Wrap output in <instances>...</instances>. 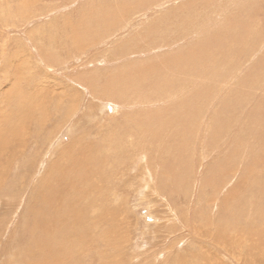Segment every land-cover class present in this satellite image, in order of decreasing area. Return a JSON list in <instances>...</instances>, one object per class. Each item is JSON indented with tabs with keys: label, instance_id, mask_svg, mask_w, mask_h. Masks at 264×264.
Listing matches in <instances>:
<instances>
[{
	"label": "rangeland",
	"instance_id": "obj_1",
	"mask_svg": "<svg viewBox=\"0 0 264 264\" xmlns=\"http://www.w3.org/2000/svg\"><path fill=\"white\" fill-rule=\"evenodd\" d=\"M152 1L0 0V119L11 114L20 96L43 98L40 90L46 98L39 103L61 99L63 114L59 120V109H43L49 114L46 125L31 130L3 176L0 264H22V249L30 246L24 216L34 187L54 154L78 137L92 143L102 138L115 159L126 160L125 153L137 157L130 164L118 160L108 187L128 220L115 252L118 264H172L170 251L177 254L176 263L182 253L202 252L213 264H243L234 257L236 244L230 242L231 258L227 248L220 250L207 234H198L200 225L232 237H245L250 225L257 226L254 241L244 240L256 247V263L264 264V0ZM58 125L62 129L53 135ZM124 125L134 131L127 146L120 135ZM16 129L21 137L22 128ZM133 142L143 151L139 155ZM141 195H150L159 209L143 204ZM193 211L202 213L195 223ZM177 218L198 228L190 234L189 226L182 234L155 232V226L178 227ZM153 248L161 252L154 255ZM190 253L185 264H200ZM87 260L83 264H97Z\"/></svg>",
	"mask_w": 264,
	"mask_h": 264
},
{
	"label": "bare ground",
	"instance_id": "obj_2",
	"mask_svg": "<svg viewBox=\"0 0 264 264\" xmlns=\"http://www.w3.org/2000/svg\"><path fill=\"white\" fill-rule=\"evenodd\" d=\"M189 8H190V6H189ZM175 10H177V9H175ZM187 11H186V13H187ZM200 11H201V9H200ZM106 14L108 15L109 13H106ZM106 18L109 19L110 18V15L108 17H106ZM185 18H186V16H185ZM103 20H106V19H103ZM193 24H191V25H193ZM109 25H110V22L108 21L106 26H109ZM242 30H243V28H242ZM246 30H248V29H246ZM222 31H224V30H222ZM249 36H252V35H249ZM247 37H242V38L243 39L245 38V40H247L246 39ZM260 37H262V36H260ZM138 39H139V37H138ZM249 39L252 41L253 38L251 39L249 37ZM247 43H249V46H251L250 45L251 44L250 42L247 41ZM248 47H245V48L248 49ZM242 48H243V46H242ZM249 48H251V47H249ZM254 49H253V51L256 50V49L255 50ZM249 50L250 49H248V51ZM244 51L247 52L246 50H243V52ZM251 51L248 52V54H249L250 57L254 53V52H251ZM250 53H251V55H250ZM236 56H238V55H236ZM243 58H245V57H243ZM243 60L245 61V59H243ZM236 61H237V59H236ZM259 61H261V58L259 59ZM241 62L239 60V63H241ZM262 63L264 64V61H262ZM259 64H261V63H259ZM253 67H255V65ZM217 79H219V77ZM258 82L261 83L260 80H258ZM42 93H43V95H42ZM44 93H45V91L40 90L39 96H38V97L44 96L43 98H37V94H35V93H32L31 96H29V99H26L27 97L26 98L25 97L23 98L21 96L20 97L18 96L19 98L16 101V104L17 103L18 104L17 105L15 104L16 107L14 108V110L11 111V114H9V116L6 115L7 117H5L3 119H0V123L3 121L1 123V125H0V188H1V185H2V183L4 181L3 180V176L7 173L8 167L12 165V162L14 161V159L18 155V151L19 150L16 149V148L19 147V145H21V142L24 144L25 138H26V136L28 134L31 133V130H34L35 132H39L46 125V122H47L46 120H48L49 114L47 112V117H48L47 118L46 117V113H45V111L43 109L44 108H48V106H50L51 109L54 107L55 110L56 109H59L60 110L59 111L58 119L60 120L63 117V114H61V103H60V100L61 99L59 100L57 98L55 100H52V98H51V99H46V101H44L42 103H39L43 99L46 98V96H45ZM176 94H177V92H176ZM182 98H184V97H182ZM24 99H25L26 105L24 104ZM212 99H213V97H212ZM214 101H216V100H214ZM239 103L240 102H238V104ZM187 105H189V104H187ZM240 106H242V105H240ZM183 107H184V105H183ZM252 107H255V106H252ZM261 107H260V109H261ZM198 108L200 109V107H198ZM36 111H37V115L35 116ZM226 111H227V109H226ZM235 112H236V110H235ZM213 113H215V112H213ZM228 115H230V114H228ZM208 117H209V115H208ZM35 118H36V122H33V121H35ZM223 120H224V118H223ZM260 120H262V119H260ZM260 120H259V123H260ZM94 122H95V120H94ZM223 122H225V121H223ZM17 127H21L22 128V130H21V137H18V135H17V129H16ZM33 127H35V128H33ZM123 127H125L124 128L125 129V133L124 134H120L119 133V134L121 135V137H123V140L125 142V145L127 146L128 143H131V137H133V135H134L133 132L134 131H132L131 129H129L127 127V125H124ZM168 128H169V126H168ZM60 129H62V127L58 125L57 126V129H56V132L53 135H56V133H58L60 131ZM57 130H58V132H57ZM245 130L247 131V129H245ZM163 132H164V130H163ZM155 133L157 134L156 131H155ZM235 133L237 134V132H235ZM143 135H145L146 138H151L150 137L151 134H148V133L143 132ZM254 136H256V135H254ZM260 137L262 138V136H260ZM44 140L45 141L47 140V142L49 143V139L48 138L44 137ZM92 141H90V140H84V138L82 139V138H79L78 137L77 139H75L74 141L71 142V145H69L67 147L65 146V147L61 148L59 151H57V153L54 154L55 157L53 156L54 158L50 160V162L47 164L48 165L47 168L44 169L43 177L37 183V185L34 187V192H33V195L31 197L29 206L27 204V206H28L27 208H28V213L29 214H25L26 218L24 216L25 229H28V231H29V242L27 244H30V246L26 250L25 249H22V254L24 256V259H23V257L20 255V258H22V264H83L84 262H86L87 259H91V258H93L94 260H96L97 261V264H118V262H117V254L115 252H118V249L121 248V244L118 241L121 239V237H123L124 232H125L126 228L128 227V220H127V217L125 216L124 209L122 208V205L119 204L120 199L118 198V195L116 197V193H115L114 189L113 190H110L111 192H109V189L110 188L108 189V187H109L110 181L112 179L111 173L113 174V171L115 169V166L117 165L116 163L118 162V160H120L119 161L120 163L122 162V163H128V164H130L131 161L134 160L137 157H135L136 155H134L135 158H132V157L130 158V157H128L127 153H125V154H123V157L126 160H123V159H115L114 156L111 157V154H110L111 152L108 150L109 149V148H107L108 146L106 147V145H108V144L104 140H102V138H98L97 137L96 140H94V143H92ZM147 142L149 143V140ZM153 143H154V141H150V144H153ZM56 144H58V143H56ZM132 144H133V145H131L132 147H136L134 145L136 143L133 142ZM138 145L145 147V144H142V141H139L138 142ZM56 146H58V145H56ZM20 149H21V147H20ZM244 149L246 150L247 148H243L242 150H244ZM142 150H144V149H142ZM156 150L159 151V148L156 149ZM254 151H255V149H254ZM254 151H253V153H254ZM139 152L142 153L143 151L142 152L141 151H138L137 150V147H136V150L134 151V153H136L137 155H139ZM156 152L157 151H155V154H156ZM250 152H252V148H251V151ZM148 153H147V155H148ZM166 153H169V152H166ZM221 155H223V154H221ZM36 156H38V155H36ZM3 157H4V159H2ZM252 159H253V157H252ZM31 160H32V162L34 160L37 161L38 158H35L34 159V157H32ZM174 160H175V158H174ZM262 161H264V160H262ZM43 164H45V161L43 162ZM164 164L167 165V163H164V162L162 163V165H163V171L165 170ZM138 165L136 164V166H138ZM130 166H133V165L131 164ZM230 170H231V168H230ZM225 173L227 175L229 174L227 172H225ZM233 174L235 175V173H233ZM142 175H144V174H142ZM142 177H144V176H142ZM227 179H228V177H227ZM148 180H149V178H148ZM241 180H243V179H241ZM245 180L243 182H246ZM217 181H219V179ZM255 181H257V180H255ZM144 182H145V180H144ZM247 182H249V181H247ZM260 182L261 181L256 182L257 183V187H258V184ZM256 183H254V184H256ZM163 184L165 186L167 184V182L166 183H163ZM141 185H142V183H141ZM261 185L263 186L264 184L261 183ZM137 186H138V184H137ZM151 188H150V190H151ZM234 189H235V187H234ZM254 189L257 190L258 188H256V186H255ZM236 190L237 189H235V191ZM227 191H229V190H227ZM258 191H259V189H258ZM172 192H174V189H173ZM230 192H232V191H229V193ZM216 193H218V192H216ZM7 194H9V193H7ZM259 194H261V191H260ZM255 196H256V194H255ZM232 200L234 201V199H232ZM140 201L143 204L146 201V204L148 206L153 205V206H155V208H157V210L159 209L158 208L159 205H154L152 203V198H151L150 195H146V196L141 195L140 196ZM172 211L173 210L171 209V212ZM158 213H160V212H158ZM191 214H193L191 222L192 223H195L197 217L198 216L200 217L202 213H201V211H199V212L193 211ZM253 214H254V211H253ZM246 216H248V214ZM226 219H223L222 221H224ZM197 220L199 221V218ZM175 221L177 222L178 227L175 226V225H170V228L167 229V228H165V226L158 228V227H156L154 225L155 228H156L155 232L159 231L160 229H164V230L168 231L169 233H175L176 234L179 231L182 234L183 233L182 230L184 229V231L186 230V232H187L188 231L187 230V226H189V230L190 231H188V232L190 234V232L196 231V229L198 228L194 224L191 225L190 221H185L183 218H177V220H175ZM126 223H127V225H126ZM224 224H226V221H225ZM230 224H232V223H230ZM216 226H219V228L221 229V224L220 225H216ZM249 227H250V229H248L247 233L245 234V237L248 238V239H250L251 241L252 240L254 241L255 236L257 234V233H255L256 231L254 232V228H256L257 226L255 227L254 225H250ZM200 228L202 230H199L198 229V232H199L198 234L200 235V231H202L204 234H207L210 237V239L213 241V243L220 250H222V249L225 250V248H227V250L225 251V254L226 255H229L228 252L233 253L232 251H233V248H235V246H233V247L230 246L231 245L230 242H232L233 245L234 244L237 245L234 250L238 251L237 252L238 255L236 254L237 256H234V257H237L241 263H243V264H259V263H256L257 262L256 261V258H255L256 255H254V250H255L256 247L254 246L255 247L254 248L253 245L250 244V242L248 240H246V239L244 240L245 237L240 236L237 233H235V236L232 237L230 235V233H223L222 231H219L218 229L215 230V234H212L213 225H211L209 228L205 229L206 231L204 230V228L201 225H200ZM229 230H228V232H229ZM121 233H122V235H121ZM232 233L234 234V232H231V234ZM252 233H253L254 237H253ZM14 235L16 236V234H14ZM175 236H177V235H175ZM181 238H185V236H183ZM241 238H242L243 241L241 240ZM171 245H172V243H170L169 246H168V249L169 250L172 249V247L174 246V245L173 246H171ZM165 249H167V248H165ZM11 250H13V247L12 246L10 248V251ZM163 250H164V248H163ZM247 250H248V252H247ZM160 252H161V249H154L153 252H152V254L156 255V254H159ZM170 253L172 254V256H170V257L173 258V260H170V262L172 261V264H185V262H186V256L190 252L187 253V254L185 253L186 255L182 253L181 258L179 257L180 260L177 263H176L177 254L174 255L175 253H173L171 251H170ZM201 253L202 252H196V254H195L193 252V253H190V254H193V256H196L195 257L196 260H198L199 262L201 261L200 264H204L205 262L207 263L209 261H210V263L213 264L212 261H214V260H213L212 256L206 257L207 255H205L204 253L203 254H201ZM8 256L10 257L9 259H13L14 253L13 254L10 253V255H8ZM178 256H179V254H178ZM229 257H231V256L229 255ZM15 259H16V261H18L17 258H15ZM119 263H121V262H119ZM18 264H19V262H18Z\"/></svg>",
	"mask_w": 264,
	"mask_h": 264
}]
</instances>
